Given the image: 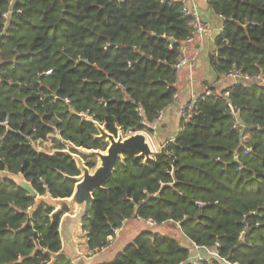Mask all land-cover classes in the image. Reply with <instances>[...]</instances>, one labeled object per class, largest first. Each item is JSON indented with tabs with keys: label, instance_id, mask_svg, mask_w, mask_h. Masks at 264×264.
Listing matches in <instances>:
<instances>
[{
	"label": "trees",
	"instance_id": "obj_1",
	"mask_svg": "<svg viewBox=\"0 0 264 264\" xmlns=\"http://www.w3.org/2000/svg\"><path fill=\"white\" fill-rule=\"evenodd\" d=\"M207 2L223 20L212 70L242 78L219 90L206 83L185 129L151 159L135 153L118 161L82 224L92 253L125 221L141 218L179 223L186 238L216 250L224 264H264V0ZM183 6L0 0V264H74L62 253L60 234L70 208L54 213L43 198L74 194L82 175L76 155L96 168L97 157L79 149L107 150L99 126L114 136L150 133L173 104L176 65L192 35ZM205 88L213 96L202 99ZM51 136L53 152L36 147ZM23 180L40 199L20 186ZM191 256L177 238L147 229L99 264H193Z\"/></svg>",
	"mask_w": 264,
	"mask_h": 264
},
{
	"label": "crops",
	"instance_id": "obj_2",
	"mask_svg": "<svg viewBox=\"0 0 264 264\" xmlns=\"http://www.w3.org/2000/svg\"><path fill=\"white\" fill-rule=\"evenodd\" d=\"M197 1V8L199 13L202 15L203 19L208 23L209 30L205 34L204 39L202 43L198 41V39H195L194 41L190 43H186L184 47V55L188 58L193 57L195 55V52L198 47H200L199 54L197 55L196 64L193 71V78H194V87H195V93L198 95L201 93L202 89L205 87L206 83H211L215 87L219 89H223L231 84H233V78L230 76H227L225 78H219L212 70L211 64H210V55L211 52L214 49V41L216 36L221 32L222 26H223V20L222 18L215 14L211 8L208 6L207 0H196ZM180 77L177 87H178V93L176 95V98L172 105H170L167 109L164 110L163 118L161 122L152 128V132H150V139L153 142L154 146L158 147L159 149L163 144H165L167 141L174 139L178 133H179V127L181 123V116L180 111L181 108L188 104L191 98V92H190V84L188 83V69L185 67L180 70ZM148 136V135H147ZM24 181V180H23ZM72 197V196H71ZM66 198L67 200H71L72 198ZM47 199V202L50 203L49 200H52L53 202H60L61 200L65 199H52L49 197H45ZM49 199V200H48ZM53 205V203H51ZM70 210L72 209L74 211L73 214H70L69 212L64 214L63 216H73L77 215L79 212V206L76 203H73L69 205ZM56 209V208H55ZM141 222L142 219L140 218H134L132 220H128L124 222V226H127L126 230H128V222ZM120 229H118L115 232V235L110 238V243L107 247L102 249L101 251H97L95 253L90 252L87 249L86 243H87V236L86 232L82 229L80 225H75L76 229H73L72 226L69 225V231L70 233L67 235L64 230L61 228V239H62V253H64L69 258V250L74 249V247H78V242L76 241V235H77V227L80 226L79 232H83L85 234V248L90 253V257L85 258L87 260L86 264H99V263H105L113 260L115 258V255L121 251L124 246L133 240L138 233V228H136L134 231L126 232V236L121 238V235H119V232L124 228V226ZM63 226V224H62ZM173 226L178 230V232L183 236L185 244H183L182 239L180 240L181 245H184L188 247L192 242L186 238L180 228H178L177 225ZM145 230V229H144ZM143 231V230H142ZM64 232V233H62ZM128 235L130 238H128ZM174 236V235H173ZM121 238V240L119 239ZM125 238L130 239L125 240ZM74 258L72 257V261ZM74 263V261H73ZM75 264V263H74Z\"/></svg>",
	"mask_w": 264,
	"mask_h": 264
},
{
	"label": "water",
	"instance_id": "obj_3",
	"mask_svg": "<svg viewBox=\"0 0 264 264\" xmlns=\"http://www.w3.org/2000/svg\"><path fill=\"white\" fill-rule=\"evenodd\" d=\"M99 129L101 135L107 137L109 142L106 152L86 149H79V152L85 155H95L100 159V164L96 166L95 171L92 173L90 168L84 163L83 159L79 155H76L77 163L82 171V175L78 179L75 192L71 197L72 199L61 200L59 207L54 211V213L59 212L64 206L69 207V205L73 203H76L79 206L80 209L77 215L63 216V220L61 219L60 229L62 228L67 235L70 233L69 225L72 227L75 225L82 226L83 221L89 217L92 210L95 191L102 188L113 177L116 165L124 155L138 153L140 156H144L146 160H149L154 153L149 143L150 140L141 132L123 138L121 135L114 136L113 134L106 132L103 127L99 126ZM20 186L34 198L38 196L37 192L28 182L22 181ZM178 226L180 227L181 225L179 224Z\"/></svg>",
	"mask_w": 264,
	"mask_h": 264
},
{
	"label": "built area",
	"instance_id": "obj_4",
	"mask_svg": "<svg viewBox=\"0 0 264 264\" xmlns=\"http://www.w3.org/2000/svg\"><path fill=\"white\" fill-rule=\"evenodd\" d=\"M182 1L184 2V6H183L182 11H183L185 16L191 17L190 25L192 27V35L188 38L186 43H190V42L194 41L195 39H198V41L200 43H202L205 34L209 30V25L203 19L202 15L199 13L196 0H182ZM199 51H200V47L197 48L195 55L193 57H190V58L183 55V58L181 59V61L178 63V65H176V68L179 70H181L185 67L188 69V78H189L188 83L190 84V92H191V98H190L189 103L184 105L180 111L181 123H180V127H179V132H181L185 129V126L189 123L191 117L193 115H195V104L198 102V96L195 93L193 71H194V67L196 64V60L198 57L197 55L199 54ZM230 77L233 78V81H234L233 83H239L240 79L242 78V76L237 72L231 74ZM258 78H259V83L264 85V77L259 76ZM209 96H213V93L210 89L205 88L203 90L202 99H205V97H209ZM228 96H229V92L226 91L224 93V97H228ZM227 105L231 109L232 115L234 117H236L238 110L229 101H227ZM163 113H164V111H161L159 113L155 124L151 125L153 128L155 125H157L161 122V120L163 118ZM239 126H240L239 123L236 122V127H239ZM131 133L132 132H129V134H131ZM135 133H138V132H133L132 134H135ZM146 137L148 138L147 135H146ZM174 139L167 141L165 144H163L161 146L160 149H163L169 142L174 141ZM152 146H153V144H152ZM142 220L147 221L151 226L156 225L152 220H148V219H142ZM178 225H179V223H178ZM188 248L191 249V251H192V256L190 258V261L193 264H199V262H201V261H213V260H215L221 264L229 263L228 260L221 257L216 250L206 248V247H200L195 243L190 244L188 246ZM201 252L203 253V255L201 254ZM234 264H238V263H234Z\"/></svg>",
	"mask_w": 264,
	"mask_h": 264
},
{
	"label": "rangeland",
	"instance_id": "obj_5",
	"mask_svg": "<svg viewBox=\"0 0 264 264\" xmlns=\"http://www.w3.org/2000/svg\"><path fill=\"white\" fill-rule=\"evenodd\" d=\"M141 133L145 134V136L148 135V138H149L150 142L153 144V142L150 139L151 138L150 137V133H148L146 131H142ZM118 135H121L123 138H126V137L132 135V133L128 135V133L120 132ZM58 136L59 135L56 134V137L59 138V139H61V137L60 136L58 137ZM55 144H56L55 143V139L52 138V136H51L50 139H48L47 141L37 143L36 147L38 149L43 150V151H46V152H53L54 151V148L53 147L55 146ZM153 146H154V144H153ZM153 148H154V153H156L157 151H159V148L158 147L154 146ZM154 153L152 154V156L154 155ZM99 164H100V159L97 158V165H99ZM95 169L96 168L90 169V171L93 173L95 171ZM40 198H41L40 196H37L36 197V199H40ZM43 199H45L47 201V199L45 197ZM49 201H50V203H53V205H54V207L56 209L59 207V204L61 203V202H53L52 200H49ZM69 213L70 214H73L74 211L71 209ZM73 216H75V215H73ZM80 226L77 227L78 229H77V232H76L77 233V235H76V238H77L76 241L78 242V247H74V249L69 250V254H70L69 259L72 260V257H73L74 258L73 261H74L75 264H86L87 260H85V258L90 257L89 256L90 253L85 248V241H86L85 234L83 232H79ZM126 228H127V226H124V228H122V230L119 232V235H121V238L126 236V232H130L131 233L136 228H138V231L136 233H138V232L140 233L144 229L145 230H147V229H154V230H159L160 232L162 231L163 233L169 234L171 236L174 235L173 237L177 238L179 241L182 239L183 244L186 245L184 239L182 238L183 236L178 232V230H176V228L173 225H169V226H165V225H154V226H151L147 221L142 220L141 222L139 221L137 223H135L133 221L131 223L128 222V230H126ZM73 229H76V227H73ZM121 238H119V239L121 240ZM128 238H130L129 235H128ZM128 238H125V240H128L129 241L130 239H128ZM201 254L203 255L202 252H201ZM67 257H68V255H67Z\"/></svg>",
	"mask_w": 264,
	"mask_h": 264
},
{
	"label": "bare ground",
	"instance_id": "obj_6",
	"mask_svg": "<svg viewBox=\"0 0 264 264\" xmlns=\"http://www.w3.org/2000/svg\"><path fill=\"white\" fill-rule=\"evenodd\" d=\"M149 143H150V145H151V148L153 149V151H154V148H153V146H152V144H151V142L149 141Z\"/></svg>",
	"mask_w": 264,
	"mask_h": 264
}]
</instances>
